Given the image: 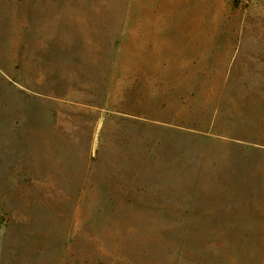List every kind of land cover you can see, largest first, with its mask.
<instances>
[{"label":"rangeland","instance_id":"obj_1","mask_svg":"<svg viewBox=\"0 0 264 264\" xmlns=\"http://www.w3.org/2000/svg\"><path fill=\"white\" fill-rule=\"evenodd\" d=\"M134 1L0 0V264H264V0H206L230 63L170 84Z\"/></svg>","mask_w":264,"mask_h":264},{"label":"crops","instance_id":"obj_2","mask_svg":"<svg viewBox=\"0 0 264 264\" xmlns=\"http://www.w3.org/2000/svg\"><path fill=\"white\" fill-rule=\"evenodd\" d=\"M205 1L135 0L136 16L125 21L119 47V55L133 59L130 72L156 75L157 83L170 84L183 82L187 73L204 72L199 68L207 58L213 67L228 66L235 37L220 32L213 10L206 18Z\"/></svg>","mask_w":264,"mask_h":264}]
</instances>
